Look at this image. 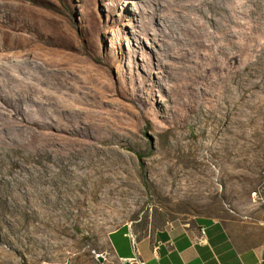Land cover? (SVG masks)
I'll return each mask as SVG.
<instances>
[{"label":"rangeland","instance_id":"1","mask_svg":"<svg viewBox=\"0 0 264 264\" xmlns=\"http://www.w3.org/2000/svg\"><path fill=\"white\" fill-rule=\"evenodd\" d=\"M0 4L4 5L0 45L9 47L0 48V66L38 65L60 87L59 94L87 97L86 107L91 109L87 120L104 126H87L90 137L86 139L93 141L97 134L107 138L110 143L101 153L116 165L102 196L108 185L118 183L117 191L101 199L91 194L84 201L73 195H53L51 211L56 214L52 219L64 223L65 232L42 243L17 240L10 233L9 242H0V264H125L114 256L108 241L109 232L125 223L143 236L169 223H189L204 215L244 231L241 234L260 233L264 128L255 125L264 124V93L249 98L247 115L227 116L229 124L233 117L247 118L249 124L246 144L229 145L222 137L241 135L238 124L202 128L186 108L169 102L165 92L156 91L151 97L140 80L122 76L125 51L138 44L134 32L142 34V28L135 26L142 16L133 0H0ZM125 14L130 19L124 27L123 22L117 25L115 20ZM141 41L149 51V37ZM146 57L136 53L138 63ZM163 84L171 83L164 80ZM196 145L197 158L209 156L212 149L218 151L208 160L207 174L197 171L198 164L186 153ZM86 186H92V179ZM40 247L47 250L46 255L27 251Z\"/></svg>","mask_w":264,"mask_h":264},{"label":"bare ground","instance_id":"2","mask_svg":"<svg viewBox=\"0 0 264 264\" xmlns=\"http://www.w3.org/2000/svg\"><path fill=\"white\" fill-rule=\"evenodd\" d=\"M133 4L142 16L135 23L142 34L134 32L138 44L125 51L122 76L140 80L151 97L165 92L169 102L186 108L202 128L238 124L241 135L222 138L229 145L246 144L247 118L233 117L229 124L227 116L247 115L249 98L264 93V0H133ZM128 18L125 14L115 22L124 27ZM144 37L151 40L149 51L141 41ZM137 52L147 56L141 63L136 61ZM39 67L0 66V242H9L10 233L17 240L49 241L67 228L52 219L55 198L73 195L84 201L91 194L101 199L118 189L117 182L108 185L102 196L116 165L101 153L110 143L107 138L97 134L93 141L86 139L87 126H104L87 120L88 98L59 94L60 87ZM196 146L186 153L198 164L197 171L207 174L208 160L218 151L197 158ZM245 154L241 152V157ZM27 251L47 254L43 247Z\"/></svg>","mask_w":264,"mask_h":264},{"label":"crops","instance_id":"3","mask_svg":"<svg viewBox=\"0 0 264 264\" xmlns=\"http://www.w3.org/2000/svg\"><path fill=\"white\" fill-rule=\"evenodd\" d=\"M242 232L202 215L143 236L125 223L109 232L108 241L117 259L137 264H264V224L257 236Z\"/></svg>","mask_w":264,"mask_h":264},{"label":"water","instance_id":"4","mask_svg":"<svg viewBox=\"0 0 264 264\" xmlns=\"http://www.w3.org/2000/svg\"><path fill=\"white\" fill-rule=\"evenodd\" d=\"M99 259L102 261V256L98 255ZM125 264H132V261L127 260V261H123Z\"/></svg>","mask_w":264,"mask_h":264},{"label":"built area","instance_id":"5","mask_svg":"<svg viewBox=\"0 0 264 264\" xmlns=\"http://www.w3.org/2000/svg\"><path fill=\"white\" fill-rule=\"evenodd\" d=\"M139 264V263H138Z\"/></svg>","mask_w":264,"mask_h":264}]
</instances>
